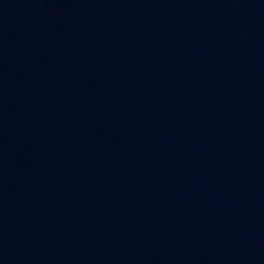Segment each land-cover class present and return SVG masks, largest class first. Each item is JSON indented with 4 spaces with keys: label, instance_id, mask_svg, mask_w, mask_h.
Segmentation results:
<instances>
[{
    "label": "water",
    "instance_id": "95a60500",
    "mask_svg": "<svg viewBox=\"0 0 264 264\" xmlns=\"http://www.w3.org/2000/svg\"><path fill=\"white\" fill-rule=\"evenodd\" d=\"M0 264H264V0H0Z\"/></svg>",
    "mask_w": 264,
    "mask_h": 264
}]
</instances>
